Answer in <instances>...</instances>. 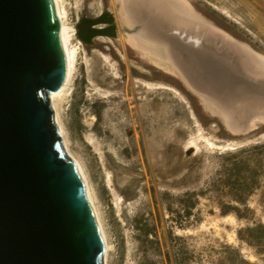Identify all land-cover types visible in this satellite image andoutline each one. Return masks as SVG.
<instances>
[{"label": "rangeland", "instance_id": "obj_1", "mask_svg": "<svg viewBox=\"0 0 264 264\" xmlns=\"http://www.w3.org/2000/svg\"><path fill=\"white\" fill-rule=\"evenodd\" d=\"M65 1L72 24L109 9L116 17L118 33L125 32L118 17L125 10L116 0ZM188 1L214 25L264 55V0ZM128 10L140 29L159 14L136 2ZM191 31L217 40L202 28ZM111 40L100 37L93 45L80 41L78 67L60 111L66 142L87 173L111 244L107 261L133 264L135 217L161 222L162 234L170 224L167 208H177V196L203 188L218 168L217 152L222 150L213 148L210 141L237 147L263 140L264 123L257 132L222 135L216 123L220 119L204 110L201 99L178 75L152 64L129 43ZM263 76L251 75L255 80H264ZM189 95L208 116L205 124ZM220 101L243 119L264 109V93ZM201 202V222L176 228L177 234L195 236L201 244L216 240L236 244L237 220H225L212 202L204 198ZM250 258L255 260L253 255Z\"/></svg>", "mask_w": 264, "mask_h": 264}, {"label": "water", "instance_id": "obj_2", "mask_svg": "<svg viewBox=\"0 0 264 264\" xmlns=\"http://www.w3.org/2000/svg\"><path fill=\"white\" fill-rule=\"evenodd\" d=\"M149 23L141 29L230 133L246 134L264 123V109L243 119L220 101L264 93V80L251 77L261 74L237 41L160 13ZM76 28L85 45L118 37L109 9L83 16ZM199 28L217 40L191 31ZM66 75L53 0H0V264H106L99 221L50 102Z\"/></svg>", "mask_w": 264, "mask_h": 264}, {"label": "trees", "instance_id": "obj_3", "mask_svg": "<svg viewBox=\"0 0 264 264\" xmlns=\"http://www.w3.org/2000/svg\"><path fill=\"white\" fill-rule=\"evenodd\" d=\"M189 99L205 124L208 116L192 96ZM216 123L222 135L232 136L220 120ZM217 156L218 168L205 186L185 190L177 196V208H167L170 224L162 234L161 222L135 217L131 235L135 244L133 264H264V139L219 151ZM202 198L217 207L220 217L233 215L237 220L236 244L220 240L201 244L195 236L177 234L176 228L201 222Z\"/></svg>", "mask_w": 264, "mask_h": 264}, {"label": "bare ground", "instance_id": "obj_4", "mask_svg": "<svg viewBox=\"0 0 264 264\" xmlns=\"http://www.w3.org/2000/svg\"><path fill=\"white\" fill-rule=\"evenodd\" d=\"M131 1H138L143 4H147L152 8H155L156 11L160 14H163L169 20L177 22V24L183 26H199V27H207L219 32H222L224 35L238 42L239 46L249 55V59L253 61L254 69L259 72V74H264V55L254 50L249 44L242 42L235 37H233L228 32L214 25L212 22L207 20L203 15L198 13L192 4L188 0H116L118 6H121L125 13L124 15H119L121 25L124 27L125 32L120 35L118 33V37L116 39L121 40L123 42L129 43L132 47L140 51V54L143 57H148L152 64L161 67L163 70L173 73L175 75H179L178 70L173 65L170 57L162 49V47L156 43L153 39L149 38L145 32L138 28L135 18L131 15L128 10ZM56 16L58 20L59 27V35L60 40L63 46V50L66 56L67 61V75L64 84L62 87L50 94V102L54 107L55 121L59 128L60 136L63 141L64 150L66 154L72 159L75 163L78 172L80 173L88 193V196L91 200L93 211L97 221H99V225L101 228V232L105 242V263L109 264L107 261L108 254L110 251L111 244L109 242L107 232L103 225L101 219L100 210L96 204L95 197L93 194V190L87 176V173L81 163V161L74 155L71 151L68 143L66 142V137L64 135V124L61 116V103H63L64 99L67 97L68 93L71 90V84L75 77V73L78 67V55L81 49V42L77 38V29L76 25L71 23L70 14L66 5L65 0H53ZM115 16V15H114ZM116 21V17H115ZM117 25V22H116ZM137 26V29H135ZM140 29V30H139ZM118 31V26H117ZM108 42L113 43V40L107 38ZM264 77V76H263ZM167 90H173L170 86H163ZM193 119L195 118L192 114ZM225 123V120H222V123ZM212 144L213 148L217 150H232L235 146L232 145H220L210 141L209 145ZM193 147V146H192ZM211 147V146H210ZM225 220H234V216L230 215L228 217L223 218ZM252 258V257H251Z\"/></svg>", "mask_w": 264, "mask_h": 264}]
</instances>
